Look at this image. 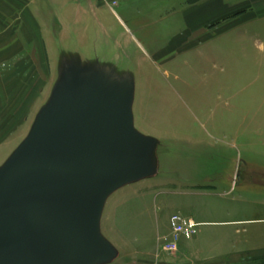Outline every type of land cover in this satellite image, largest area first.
<instances>
[{
  "label": "rangeland",
  "instance_id": "rangeland-1",
  "mask_svg": "<svg viewBox=\"0 0 264 264\" xmlns=\"http://www.w3.org/2000/svg\"><path fill=\"white\" fill-rule=\"evenodd\" d=\"M167 20L156 21L159 26L154 29L134 32L147 53L163 46L171 30L166 31L160 23ZM234 40L232 33L201 46L190 54V69L179 70L178 74L161 63V54L148 56L142 49L137 50L135 39L137 46L122 41L104 51L82 46L80 56L73 57L81 68L74 70L79 78L74 83V93L83 81L89 83V93L94 91L96 81L108 88L104 92L110 100L106 107L119 108L118 93L132 86V104L126 101L124 106H130L136 128L158 139L165 136L156 143L152 158L154 171L169 181L167 185L127 193L118 190L104 206L100 230L119 247L116 260L127 255L128 249L135 264H167L174 258L190 261L177 251L165 250L167 222L175 212L184 220H195L194 215L202 214L204 199L212 198L210 202L215 207L220 206V201L223 207L236 204V218L264 215L257 209L250 211L255 208V198L264 196V79H260L258 92H254L250 75L236 77L244 60L237 59L240 53ZM66 48L68 52L77 50L73 46ZM243 52L249 54L250 47L243 48ZM245 64L250 65V61ZM43 69L33 79L25 73L18 80V94L5 95L17 102L12 109L8 104L0 110V115L8 117L6 124L0 125L1 162L28 129L25 124L30 107L49 82L46 61ZM107 73L109 78L103 76ZM67 74L71 81L76 79L72 73ZM89 103L94 106L96 100L92 97ZM234 195L235 201L222 200ZM257 243L261 246L263 241Z\"/></svg>",
  "mask_w": 264,
  "mask_h": 264
},
{
  "label": "water",
  "instance_id": "water-1",
  "mask_svg": "<svg viewBox=\"0 0 264 264\" xmlns=\"http://www.w3.org/2000/svg\"><path fill=\"white\" fill-rule=\"evenodd\" d=\"M121 16L127 30L109 47L137 42L141 48L136 49L146 54L134 32L154 29L156 21L169 17ZM50 18L57 34L59 23ZM91 46L109 49L95 40ZM66 47L53 48L52 75L30 107L28 129L0 161V264H131L130 250L116 260L119 247L100 230L104 206L118 190L127 193L169 182L154 171L152 158L165 136L141 132L130 106H124L126 101L132 104L133 87L118 93L119 108L106 107L108 88L96 81L94 91L89 93V83L83 81L74 93L79 79L74 70L81 68L73 57L80 56L82 46L73 45L77 50L72 52ZM67 73L76 79L71 81ZM103 76L109 78L108 73Z\"/></svg>",
  "mask_w": 264,
  "mask_h": 264
},
{
  "label": "crops",
  "instance_id": "crops-1",
  "mask_svg": "<svg viewBox=\"0 0 264 264\" xmlns=\"http://www.w3.org/2000/svg\"><path fill=\"white\" fill-rule=\"evenodd\" d=\"M120 14L129 19L170 15L163 25L160 23L166 31L171 30L163 46L147 55L161 54V63L176 74L190 69V54L201 46L234 33L240 53L237 59L250 61V65L239 66L236 77L250 75L252 91L258 92L260 79H264V0H0V110L8 104L15 107L17 101L5 95L18 94V80L25 73L32 79L41 75L44 61L50 71L56 44L91 46L95 40L104 48L114 45L117 36L127 30ZM50 16L59 23L57 34L51 30ZM248 47L249 54L243 52ZM5 119L7 114H1L0 125L6 124ZM235 196L222 200L232 202ZM255 199V208L250 211L264 213V196ZM210 201L212 198L204 199L202 214L194 215L195 220L171 214L197 227L180 234L176 241L178 254L190 261L174 258L167 264H264V215L236 218V204L223 207L220 201L215 207ZM259 240L263 241L261 246Z\"/></svg>",
  "mask_w": 264,
  "mask_h": 264
},
{
  "label": "built area",
  "instance_id": "built-area-1",
  "mask_svg": "<svg viewBox=\"0 0 264 264\" xmlns=\"http://www.w3.org/2000/svg\"><path fill=\"white\" fill-rule=\"evenodd\" d=\"M194 227V223L188 221L185 222L177 214L171 215L169 219V231L166 236L167 242L165 244V250L174 252L177 249V239L182 233H188L190 229Z\"/></svg>",
  "mask_w": 264,
  "mask_h": 264
}]
</instances>
